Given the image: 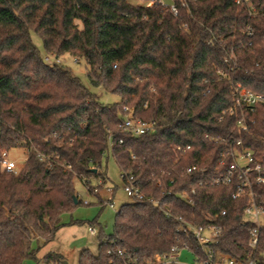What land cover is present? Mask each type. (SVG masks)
Returning a JSON list of instances; mask_svg holds the SVG:
<instances>
[{
  "label": "trees",
  "instance_id": "trees-1",
  "mask_svg": "<svg viewBox=\"0 0 264 264\" xmlns=\"http://www.w3.org/2000/svg\"><path fill=\"white\" fill-rule=\"evenodd\" d=\"M150 1L0 0V151L30 149L20 175L0 174V264H24L55 240L63 216L83 204L75 181L91 194L107 186L110 153L146 199L121 206L113 234L95 221L99 254L84 250L80 264H155L185 246L205 262L179 217L223 228L215 259L252 256L264 264V227L250 246L256 226L245 218L249 197L234 198L238 182L210 180L226 170L218 163L228 149L264 161V104L245 113L247 133L238 126L242 109L229 113L237 85L264 97V0H167L178 16ZM32 32L47 56L84 61L90 87L61 64L47 65ZM95 90L120 102L104 104ZM126 108L154 123L155 133L123 131ZM190 166L206 174H188ZM254 191L264 205V186ZM63 261L54 252L37 259Z\"/></svg>",
  "mask_w": 264,
  "mask_h": 264
},
{
  "label": "built area",
  "instance_id": "built-area-1",
  "mask_svg": "<svg viewBox=\"0 0 264 264\" xmlns=\"http://www.w3.org/2000/svg\"><path fill=\"white\" fill-rule=\"evenodd\" d=\"M246 1V0H245ZM238 4L241 0H237ZM152 4H159L160 7L170 8L171 12L178 16V10L174 5H170L167 0H151L149 2ZM47 65L53 66L55 63L59 64V60L54 62V57L44 58ZM233 95L235 97V106L229 110V113H233L235 109H242V117L238 121V126L241 132L247 133L249 131V125L246 120V112H254L255 107L258 104H264V97L259 94H255L243 87L237 85L234 88ZM246 108V109H245ZM121 128L126 133L133 136H141L145 134H153L156 131V126L152 122H146L141 119H136L132 115V111L128 108L125 109V115L123 117ZM209 138V136H206ZM213 140L219 142L222 138ZM120 144H123V140H119ZM233 143L232 145H234ZM237 146L242 144V140L238 141ZM109 150L112 149L113 139L112 136L108 139ZM17 148L24 149L27 153L24 164H20L17 160L11 157L12 150H2L0 151V174H8L13 176H18L22 173L25 168L26 162L30 155V149L18 146ZM178 150L182 153H186L191 150V146L179 147ZM39 158H44L42 154H38ZM228 158H231L232 162L228 163ZM229 164V165H228ZM218 168H226L222 173H217L210 176L211 183L217 186H228L232 185L234 182H238V190L234 195L235 199H239L242 196L247 195L249 197L250 203L245 210L246 220L255 225L256 229L252 232V239L250 242L251 248H255L259 242V230L264 227V205L257 203L258 194L255 193V186H264V161L255 159L254 153L250 150L238 151L236 149H228L222 155L218 163ZM188 174L200 173L203 176L206 174V170L198 166H190L187 169ZM120 178L123 182V192L128 197L131 202H142L146 199L145 194L136 185L134 176L120 172ZM161 182H159V186ZM101 191L110 195V198L104 199L101 195ZM94 192L100 195L98 198L99 202H102L101 207L114 210L115 202L114 195L115 191L111 188L105 186L103 190H100L97 186L94 188ZM192 195H196V190H192ZM187 202L189 204H194V200L191 196H187ZM85 204L88 205L86 202ZM226 215V211L220 213V217ZM177 220L182 224V231L187 235L194 238L198 245L202 248L205 253L206 261L203 263H198V256L194 254L195 262L194 264H258L252 256L248 257L246 262H239L235 259L228 258L227 256H220L215 259L216 245L223 235V228L219 225H208L199 226L195 223L188 221L182 217L177 218ZM92 231L93 228L91 229ZM183 250L190 251L188 246H185L182 250L173 253L169 256H157L155 264H182L179 261V253ZM191 252V251H190ZM123 255V252H120ZM128 264H139L138 260L129 261Z\"/></svg>",
  "mask_w": 264,
  "mask_h": 264
},
{
  "label": "rangeland",
  "instance_id": "rangeland-1",
  "mask_svg": "<svg viewBox=\"0 0 264 264\" xmlns=\"http://www.w3.org/2000/svg\"><path fill=\"white\" fill-rule=\"evenodd\" d=\"M31 37L34 44L39 48L42 57H48L40 35L32 32ZM55 61L56 59L54 58ZM59 64L67 68L73 75L79 77L85 85L89 86L87 66L84 61L77 62L73 57L65 55L59 59ZM95 91L99 95L100 101L104 104L120 102L118 95L106 93L102 90ZM26 156L27 153L24 149L17 148L11 151V157L20 164H24ZM103 170L109 177L107 187L115 191V209L102 208L98 201L100 195L95 192L93 194L89 193L84 184L77 179L75 181V189L83 204L76 206L72 212L63 216V222L66 223V226L60 229L55 240L42 247L37 252L36 257L28 258L24 264H38L37 259H42L51 252L61 254L64 258L63 262L67 264H80V256L84 250H89L94 255L99 254V228H93L91 225L97 221L104 227L106 234H113L118 210L123 204L130 202L122 190L123 182L120 178V169L111 153L104 161ZM93 184L95 185V182ZM101 195L104 199L110 198V195L104 191H101ZM86 202L89 205L85 204ZM92 228L94 231L91 230ZM35 246V249H37L38 243H35ZM179 256V261L182 264H194L195 262L194 254L188 250L181 251Z\"/></svg>",
  "mask_w": 264,
  "mask_h": 264
},
{
  "label": "water",
  "instance_id": "water-1",
  "mask_svg": "<svg viewBox=\"0 0 264 264\" xmlns=\"http://www.w3.org/2000/svg\"><path fill=\"white\" fill-rule=\"evenodd\" d=\"M96 171V170H95ZM63 264H67L66 262H64Z\"/></svg>",
  "mask_w": 264,
  "mask_h": 264
}]
</instances>
